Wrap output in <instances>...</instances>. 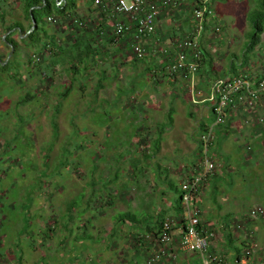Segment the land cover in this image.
I'll return each instance as SVG.
<instances>
[{"label":"rangeland","instance_id":"1","mask_svg":"<svg viewBox=\"0 0 264 264\" xmlns=\"http://www.w3.org/2000/svg\"><path fill=\"white\" fill-rule=\"evenodd\" d=\"M257 1L215 2L214 19L201 41V47L210 54L212 68L208 64L201 66L200 72L197 68L194 87L179 74L170 82L161 69L154 80L156 67L147 72L146 64L126 59L121 51L117 54L109 50L115 61H106L102 54L84 57L80 53L90 45L102 47L101 51L107 48L102 41L94 43L98 48L84 40L74 46L78 36L87 33L85 29L69 22L63 33L62 24L52 25L43 12H38L39 28L54 35L52 41L57 38L56 44L62 49L59 53L54 49L51 54L25 48L13 55L5 71L0 68V234L8 237L7 249L18 255L20 250L30 252L31 258L32 244L39 249L34 260L41 264L67 263L82 248L94 256L104 253L113 258L114 264H125L136 249L129 230L134 226H122L121 234L110 236L115 228L113 217L118 212L128 210L138 218L154 212L160 217L171 211L178 214L171 206H177L180 195L179 162L190 165L197 160L199 145L195 139L201 135L200 125L213 119L209 105L192 101L200 91L196 88L200 75L207 78L206 69L213 76L210 84L213 79H234L257 68L260 73L264 70V31L260 43L248 48L250 16ZM180 2L177 11L170 12L164 22L187 27L192 5ZM19 5V0L5 3L7 10L0 18L2 45H6L3 37L13 32H5L4 21H12V12ZM218 26L221 31L217 34ZM72 66L78 68V74L67 73ZM103 71L107 74L101 78L103 88L96 89ZM67 87L69 94L63 98ZM170 114L172 123L166 119ZM51 121L57 125L56 135ZM161 123L168 127L161 132L162 147L146 160V143ZM143 137L145 143L138 147L135 140ZM135 158L139 163L131 167ZM241 175L244 178L240 180H220L225 191L239 197L237 205L218 203L206 216L215 222L225 213L249 215L261 206L263 216L253 220L258 232L250 234L251 238L242 234L245 243L252 239L258 244L255 261L264 264V172L259 176L242 171ZM118 193L120 198L116 197ZM101 197L111 198L112 204L101 202ZM72 201L75 206L70 214L67 204ZM169 203L171 206L166 207ZM161 209L165 212L158 213ZM240 226L236 228L238 234L243 225ZM235 246L238 250L230 246L225 249L227 264H235L237 251L241 252V264H250L244 256V243L237 242ZM134 262L141 264L142 260L133 257L131 264Z\"/></svg>","mask_w":264,"mask_h":264},{"label":"built area","instance_id":"2","mask_svg":"<svg viewBox=\"0 0 264 264\" xmlns=\"http://www.w3.org/2000/svg\"><path fill=\"white\" fill-rule=\"evenodd\" d=\"M181 0H93V7L100 10L108 24L113 28L114 36L119 37L127 31H132L131 54L133 58L141 60L146 55V39L157 29V17L163 9L173 8ZM201 6L194 9L193 31L185 39L174 46L177 55L174 61L167 66L171 75H182L188 78L191 87H194V73L201 58L199 50L200 36L205 20L213 17V11L207 7L210 0H201ZM61 2H57L60 5ZM69 15L62 17H48L52 25L60 24ZM77 26L84 24L78 20L73 21ZM220 33V28H216ZM113 45V44H112ZM110 45V46H112ZM171 45V46H170ZM189 53L193 61L189 60ZM188 55V56H187ZM197 98L192 97L193 103H207L212 111L213 122L198 138L199 159L195 172L180 184L181 208L183 209V223L177 226L172 219H166L159 231L145 236V239L155 244L157 249L148 257L146 264H166L175 261V250H182L198 254L201 264H222L221 259L209 252L210 246L216 240V232L198 227L200 219L198 210L191 203L193 197L201 193L206 179L215 171L222 168L218 161L215 147L216 132L231 119H241L247 126L250 124L264 125V114L257 115L259 110L264 111V70L260 74L238 76L231 78H217L210 83L209 92L203 95L196 92ZM258 207L249 213V216L262 215ZM241 226H237L240 228ZM257 248L256 244L251 245ZM172 254L174 256H172Z\"/></svg>","mask_w":264,"mask_h":264},{"label":"crops","instance_id":"3","mask_svg":"<svg viewBox=\"0 0 264 264\" xmlns=\"http://www.w3.org/2000/svg\"><path fill=\"white\" fill-rule=\"evenodd\" d=\"M19 1H20V5L17 6L18 8H16L12 12L13 13L12 15H14L12 21L8 19L7 22H9V24H7L6 21H4L3 25L6 26L5 29L9 26H12L15 23H17L18 25L20 24V27L22 26V28L24 29L28 28V22L25 20L22 10L23 4L21 0ZM185 1H188L191 4L190 0H185ZM7 2L8 0H0L1 19H3V15L5 14L4 10L5 9L7 10V7H5V3ZM215 2L216 1L212 3V8ZM72 10L74 17L80 19L81 21L83 20V22L86 23L87 26V28L86 27L83 28L87 31V33L84 32L82 33V35H84L83 36L84 38L82 36H78L79 39L76 40V42L74 43L75 46L80 43L79 42L80 40H84L85 42H89V43L92 42L94 43V41H96L97 39L99 40L101 39L102 42H106L105 43L106 45H104V47L107 46L106 47L107 50L105 49L107 53L103 55L106 61L108 60V58L109 59L112 58L111 60L115 61V58L111 56L113 53L109 54L110 53L109 48H114L113 50L111 49V51L117 52V54L120 53V51L123 52L122 56H125L126 59L134 60L132 54L130 53V45L132 38L125 39L124 37L119 42H117L115 46L114 44L113 45L111 44L112 46H110L111 42H108V40L109 39L111 40L112 38L113 28L108 24L105 16L103 17L101 12L93 7L90 0H76L75 8ZM171 12L175 13V11H171ZM169 14L170 11L168 9H163L158 14L156 32L150 38L146 39V43H145L146 55L144 59L147 62L155 61L154 62L155 64L161 63L164 60L161 58L162 56L161 54L162 51L165 50V46L167 47V45H165L166 42L170 40L173 41L175 39L182 38L191 30V23H189L187 27L183 23L178 25L165 23L164 22L165 18L167 17L169 18ZM67 22L60 23L63 26V33H65V31L68 28L67 26L69 25V23ZM17 29H19L22 32L21 28L17 27L12 29L13 32L8 34L7 36H10L11 40L16 41L17 44L19 45L18 51H22L25 50V46L21 41L23 38H20V34L17 31ZM97 33H99V35H97ZM203 37H207L206 34L205 36L203 35ZM203 39L205 40V38ZM56 42H57V38H56ZM105 50L102 51L105 52ZM9 51L11 52V49L7 44L6 45L0 44V60L2 62L8 60L9 63V61L13 57L14 53H12L11 56L9 57L10 54ZM117 57L119 56H116V58ZM167 60L166 62L168 63L169 60L168 61ZM259 73H260V69L257 68L254 69L252 72H244L242 74L256 75ZM262 114H264V111L262 110L256 112V116ZM212 122L213 119L211 123ZM209 124L210 123H205L204 125L207 126ZM216 136L217 137L215 141V147H216L215 150L217 152L218 161L222 163V168L215 171L211 176H209L206 179L201 189L200 195L197 198L192 199L191 203L198 207L200 212V222L203 225V227L207 229L215 230L217 237L216 240L211 245V250L213 253L217 255H221L223 264H227L226 262L227 252H225V249L230 246L231 249L234 248L238 250L235 244L237 242L239 243L245 242L244 234H242L243 232L249 234L250 238L251 235L258 232V228L255 225H253L254 224L253 220H256V217H252L247 214H241L240 212L237 213L236 216H232L231 213L229 212L223 214L224 219L223 218L220 219L222 217L221 216L219 217V219L217 218V221L214 222V220L211 217L207 218L206 214H209L211 208L216 207L218 203L220 205H222L221 203H223V205L224 204L227 205L229 202H232L231 205L233 206L237 205L236 200H238L239 197L237 195L225 191L223 186H221L220 180L223 177H232L233 179L244 178V176L241 175L242 171H244L245 173H249L250 175H259V176L263 175L264 125L259 126L256 124H250L249 126H247L243 123L241 119H231L227 122L225 126L218 129ZM197 139L195 140L197 141ZM196 144L198 145V142ZM199 157L200 155L197 157V160L190 165L179 162L178 166L180 170L177 172V177L182 178L180 181L181 183L184 182L186 179H188L193 174V172H195V169L200 162ZM241 167L244 169L242 170ZM178 186L180 187V184ZM167 206L170 207L171 203L167 204L166 207ZM171 208L172 210H174L173 206H171ZM160 212L163 213L165 212V210L161 209ZM166 216H169L171 218ZM166 216H164L163 218L164 220L173 219V221L178 222V219L175 220L176 213H172L171 211L169 212V214H166ZM239 223H242L240 225H243L241 228V234H238V232L236 231V228L239 225ZM110 232L112 233V231ZM134 233L135 232L132 231L131 234ZM236 234H238V236ZM6 238L8 237L5 234L4 235L0 234V262H4L5 260L6 264H41L36 260H34V255L39 251L37 247H34L32 244H30L31 248L29 249V251L33 253V257L31 258L29 257L30 252H27L26 254L23 250L22 251L20 250L18 255L11 249H7V247L5 246ZM26 239L27 240L29 239L28 236H26ZM253 244H257V243L255 242ZM131 252L135 254L131 256H134V258L139 257V259L142 260L141 264H143L146 255L144 250L140 248H136L133 249ZM173 253L175 254L176 260L175 261L170 260L171 262L167 261L166 264H199L200 263L196 254L182 250H175V252ZM44 254L42 257H46V255ZM61 254L62 252L59 254V256H61ZM76 254L77 255H74L73 257L68 259L67 263L64 264H114L113 261H111L113 260V258L110 259L108 257H105L104 253L101 252H99L98 255L94 256L95 254H92L89 249L85 250L82 248L79 249L76 252ZM236 254L237 257L235 258V264H241L242 263L241 252L237 251ZM258 256L259 254L258 255L255 254L251 260L250 259L248 260L246 256L245 258L247 261H251L250 264H258V260L257 262L255 261L256 259H258L257 258ZM132 262L133 261L129 259V262L127 261L125 264H131ZM55 264H60V263H55ZM134 264H137V262H134Z\"/></svg>","mask_w":264,"mask_h":264},{"label":"trees","instance_id":"4","mask_svg":"<svg viewBox=\"0 0 264 264\" xmlns=\"http://www.w3.org/2000/svg\"><path fill=\"white\" fill-rule=\"evenodd\" d=\"M22 1V10H23V14H24V18H25V20L28 22V28L27 29H24V28H22V26L20 27V24L18 25L17 23H15V24H13L12 26H9V27H7L6 28V32H8V31H10V30H12V29H14V28H17V27H19V28H21V30H22V32H21V34L22 35H24V34H26V32H28L29 31V29H30V27H31V15H32V17L35 19V21H36V27H35V29L31 32V33H29L28 35H27V37L23 40V42H24V45H25V48H35V50H43V51H48L49 53H51V54H53L54 53V49H57V52L59 53V51L62 49L61 48V46H59V45H57L56 44V41H52L53 40V38H54V35H52V34H48L47 32H46V30H44L43 28H39V25H38V23H37V20H36V16H37V13L38 12H43L45 15H46V17H52V16H58V17H62V16H65V15H69V18H67L66 20H63L62 22L64 23H66L67 21V23H69V22H71V24L73 25V24H75L73 21H74V19H77V18H75L73 15V10L72 9H74L75 8V5H76V0H57V1H54V0H21ZM91 1V3H92V5H93V0H90ZM183 1H185V0H182V2ZM191 1V5H192V14H193V11H194V9H196L197 7H199V6H201V4H202V1L201 0H190ZM214 1H218V0H210V2L207 4V7L210 9V10H212V3L214 2ZM220 1V0H219ZM221 1H223V0H221ZM57 2H61V4L60 5H57ZM181 2H179L178 4H180ZM178 6V5H177ZM177 6L176 7H173V8H168V10L171 12V11H176L177 10ZM36 7H42V8H37L36 9ZM98 10V9H97ZM100 11V10H99ZM101 12V11H100ZM101 14H102V16L104 17V14L101 12ZM72 15V16H71ZM251 18H250V23H251V35H250V40H249V43H248V48H250V47H253V46H256V45H258L259 43H260V36L262 35V33H263V31H264V26H263V24H264V0H258L257 1V3H256V6H255V10H254V12L251 14V16H250ZM214 19V15H213V17L211 18V19H209V20H205V22H204V27H203V31H202V33H201V36H200V41H199V50H200V52H201V58L197 61L196 60V63L198 64V70H199V72H200V70H201V66H206L207 64H208V66L210 67V68H212V63H211V57H210V54H209V52L208 51H206L204 48H202L201 47V41L203 40V35L205 34V29H206V27H207V25L209 26V24H210V21H212ZM78 20H80V19H78ZM81 21V20H80ZM61 22V23H62ZM83 24H84V26L82 27V29L84 28V27H86L87 28V26H86V23H84L83 22V20L81 21ZM190 23H191V30L184 36V37H182V38H179V39H175V40H170V41H168V42H166V44L165 45H168V44H173L174 46H176V44L178 43V42H180L181 40H183V39H185L188 35H190L191 34V32L193 31V26H194V19L191 17L190 18ZM73 26H76V27H78L76 24L75 25H73ZM219 27V26H218ZM217 27V28H218ZM80 28V27H79ZM220 28V27H219ZM114 31V30H113ZM220 31H221V29H220ZM155 32H156V30H155ZM155 32L153 33V34H155ZM215 32H216V29H215ZM217 33V32H216ZM102 34H103V32H102ZM152 34V35H153ZM218 34V33H217ZM97 35H99V33H97ZM151 35V36H152ZM132 36V31H127V32H125L124 34H123V36H119V37H116V36H114V32H113V34H112V38H111V40L109 39L108 40V42H111L110 43V45L111 44H114V46H115V44L117 43V42H119L121 39H123L124 37H125V39H127V38H132L131 37ZM151 36H149L148 38H150ZM50 39V40H49ZM4 42H5V44L6 43H8L7 45L9 46V45H11L12 46V48H13V52L12 53H17V51H18V47H19V45L17 44V42L16 41H13V40H11L10 39V36H6L4 39ZM43 40H45V42L43 41ZM54 40H56V39H54ZM103 40V39H102ZM43 41V42H42ZM52 41V42H51ZM90 41V40H89ZM96 41H101V39L99 40V39H97ZM96 41H94V43L96 42ZM132 42H133V40L131 39V44H132ZM93 42H92V44H94ZM104 43V45H106L105 43L106 42H103ZM55 44V45H54ZM90 44V43H89ZM74 45V44H73ZM95 45V44H94ZM75 46V45H74ZM96 46V45H95ZM171 46V45H170ZM174 46H171V47H169V46H165V50H163L162 51V56H161V58L162 59H164V65L162 64V62H161V65H160V63L158 64V63H154V62H147L144 58H145V56H144V58L143 59H141V60H137V59H135L134 58V60H132L134 63H136V64H140V63H143V64H146V68H145V70L147 71V72H151L152 71V69L154 70V68L156 67V69H155V71H153V78H154V80L156 79V76L159 74V72L158 71H160V70H158V69H161V67H162V71L164 72L163 74H165L166 76H167V78H169V81L170 82H173V80H174V78H172L173 77V75H171L169 72H168V70H167V66H168V64H171L173 61H174V59H175V57H176V55H177V51H176V49H175V47ZM97 48H98V46H96ZM107 47V46H106ZM11 49V48H10ZM110 50L111 49H113V48H109ZM105 50V49H104ZM96 52H97V54H96ZM130 53H131V45H130ZM13 54V55H14ZM94 55V57H95V55L97 56V55H99V56H101L100 54H102V56L104 55V52L103 51H101V47L100 48H98V49H96V48H94L93 46H89V48L87 49V50H85V51H83V53H80V55H84V57H89L90 55ZM188 56V55H187ZM190 57H189V60L190 61H193V55L192 54H190L189 55ZM210 58H209V57ZM99 59H101V58H98V61H99ZM169 61H168V60ZM166 60L168 61V63L166 62ZM28 61H30V63H31V59H28ZM39 61V60H38ZM171 61V62H170ZM4 62V61H3ZM97 63H99V62H97ZM101 63V62H100ZM8 67V62H7V64H5V65H0V68H1V71H5V69ZM158 70V71H157ZM197 70V71H198ZM205 70V74H206V76H207V78L206 77H204V76H201L200 75V81L196 84V88H197V90H200L202 93H203V95H207L208 94V92H209V81L211 80V77L213 78V76L212 75H210L207 71H206V69H204ZM69 72V75H72V74H78L79 72H78V68L77 67H75V66H72V67H70V68H68L67 69V73ZM75 74V75H76ZM261 74V73H260ZM105 75H107L106 74V72L105 71H103V72H101V73H99V76H100V83H98V87L96 88V89H101V88H103V85H102V80H101V78L102 79H104V77H105ZM184 78V77H183ZM195 80V79H194ZM213 80H215V79H213ZM212 80V81H213ZM187 82H189L188 80H187ZM195 82V81H194ZM190 83V82H189ZM194 85V84H193ZM69 87H67V88H65V90L63 91V95H62V97L63 98H65V97H67L68 96V94H69ZM97 91V90H96ZM97 95H98V92H96V97H97ZM28 100V99H27ZM26 100V101H27ZM193 104V103H192ZM205 105H208L207 103L205 104ZM137 109V108H136ZM136 109L134 110V111H136ZM56 112L55 113H57L59 110L56 108V110H55ZM210 113L212 114V111H211V109H210ZM212 117H213V115H212ZM53 119H54V117H53ZM166 119L169 121V123H172V115L170 114V115H168V117H166ZM135 122V121H134ZM211 124V123H210ZM209 124V125H210ZM171 125V124H170ZM209 125H207V126H205L203 123L200 125V133L202 134V133H204L205 131H206V129H207V127L209 126ZM51 126H52V132H53V134H58L57 133V130H58V128H57V125H56V123L53 121H51ZM165 128H168L167 127V125L166 124H160L159 126H158V128H157V130L155 129V131H154V135H153V137L151 138V140H149V143H146L147 144V146H148V148H149V150H148V152H147V154L145 153L144 154V158L146 159V160H148V159H150V158H152V156H154V155H156L159 151H160V149H161V143H162V141H163V139H162V133L161 132H163L164 131V129ZM142 131V130H141ZM142 133V132H141ZM143 135V134H142ZM216 135H217V132H216ZM145 136V135H144ZM145 140H146V137L144 138H142V140H140V139H138V138H136V140H135V142H136V145L138 146V147H140V146H142V144H144L145 143ZM216 141V140H215ZM197 142H198V139H197ZM138 147L135 149V151L138 149ZM144 151V150H143ZM136 159V158H135ZM139 163L138 162V160L136 159V160H133V163H132V166L131 167H134L133 165L135 164V163ZM138 165V164H137ZM115 178H117V176L115 177ZM181 184V183H180ZM179 190H180V195H179V200H178V202H177V206L176 207H174V209H176L179 213L177 214L176 213V218H175V220H177L178 219V222L177 221H174L175 222V224L177 225V226H180L182 223H183V217H182V214H183V209L181 208V194H182V192H181V189H180V187H179ZM121 194V193H120ZM119 193L118 194H116V197L117 198H120L121 197V195H120ZM198 197V196H197ZM197 197H193V199H195V198H197ZM107 199H102V197H101V202H105V204H108V206L109 205H111L112 204V201L113 200H111V198H109V197H106ZM99 203V202H98ZM194 205V204H193ZM75 206V204H74V202L72 201L71 203H68L67 204V211H68V213H70L71 214V210L73 209V207ZM195 206V208L198 210V212H199V209H198V207L196 206V205H194ZM254 210V209H253ZM252 211V210H251ZM250 211V212H251ZM158 213H161L160 211H158ZM181 214V215H180ZM161 215L160 214H157V212H154V213H151V214H148V215H146V216H143V217H137L135 214H133L132 212H130V211H122V212H118L114 217H113V225H115L114 227V229H112L111 231H112V233L110 234V236H112V237H114L116 234H121V232H122V230H121V228H122V226L123 227H125L126 225H133L134 226V228H129V230H131V231H134L135 233L134 234H132V236H131V238H132V240L134 241V244H135V246H136V248H140V246H143L144 247V245H145V249H144V252L146 253V255H145V258H144V261H143V264H146V261H147V259H148V255H147V253L149 254V256L152 254V252L153 251H155L156 249H157V247L155 246V244L154 243H152L151 241H149V240H147V239H145V236H147L148 234H151L152 232H155V231H159L160 229H161V227H162V223H163V221H165L163 218H164V216L163 217H160ZM198 216H199V219H200V212L198 213ZM263 215H260L259 217H262ZM173 220V219H172ZM116 223H118L119 224V226H117L116 225ZM198 227L199 228H201V229H204V230H212V231H214L215 232V230L214 229H207V228H204L203 227V225L201 224V222H200V224L198 225ZM65 230L68 232V233H70V231L68 230V228L67 227H65ZM129 235V234H128ZM253 236V235H252ZM249 241V240H248ZM244 243V247L246 248L244 251H245V253H244V256H246L247 258H248V260L251 258L252 259V257L256 254V252L258 251L257 250V248H258V245H257V248H255V249H252L251 247V245L253 244V243H255V240H252L251 239V241L249 242V243H245V242H243ZM151 251V252H150ZM209 252L211 253V254H213V255H216V256H218L220 259H221V261H222V258H221V255H217V254H215V253H213L212 252V250H211V246H210V249H209ZM137 253V252H136ZM193 254H196V253H193ZM131 255H135V254H131ZM197 255V257H198V259H199V261H200V263L199 264H201V260H200V258H199V256H198V254H196ZM133 257L134 256H131V260L133 261ZM129 259V258H128ZM238 259H239V257H238ZM250 259V260H251ZM128 262H129V260H128ZM169 262H171V261H169ZM222 264H223V261H222Z\"/></svg>","mask_w":264,"mask_h":264},{"label":"water","instance_id":"5","mask_svg":"<svg viewBox=\"0 0 264 264\" xmlns=\"http://www.w3.org/2000/svg\"><path fill=\"white\" fill-rule=\"evenodd\" d=\"M39 9V8H42V7H36V9ZM35 27H36V21H35V19L32 17V15H31V27H30V29H29V31L26 33V34H24V35H22L21 34V31L19 30V29H17V31L19 32V34H20V38H25V37H27V35L29 34V33H31L34 29H35ZM8 35V34H7ZM7 35H5L4 37H3V39L7 36ZM6 44H8V43H6ZM9 47L11 48V52H10V54H9V57L11 56V54H12V52H13V48H12V46L11 45H9ZM7 62H8V60H5L4 62H2L1 60H0V65H5V64H7Z\"/></svg>","mask_w":264,"mask_h":264}]
</instances>
